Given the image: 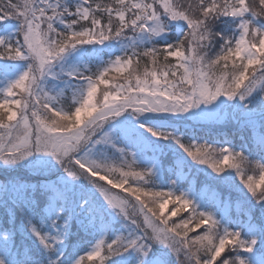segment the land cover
<instances>
[{
  "label": "snow or ice",
  "instance_id": "snow-or-ice-1",
  "mask_svg": "<svg viewBox=\"0 0 264 264\" xmlns=\"http://www.w3.org/2000/svg\"><path fill=\"white\" fill-rule=\"evenodd\" d=\"M0 176V264H264V0H0Z\"/></svg>",
  "mask_w": 264,
  "mask_h": 264
},
{
  "label": "trees",
  "instance_id": "trees-1",
  "mask_svg": "<svg viewBox=\"0 0 264 264\" xmlns=\"http://www.w3.org/2000/svg\"><path fill=\"white\" fill-rule=\"evenodd\" d=\"M238 142V141H237ZM0 179H3V177L2 176H0Z\"/></svg>",
  "mask_w": 264,
  "mask_h": 264
}]
</instances>
